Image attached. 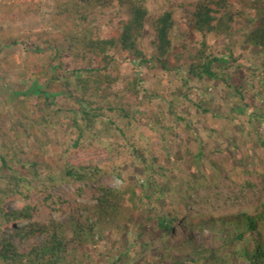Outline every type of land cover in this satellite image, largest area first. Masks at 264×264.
I'll use <instances>...</instances> for the list:
<instances>
[{"label":"trees","instance_id":"1","mask_svg":"<svg viewBox=\"0 0 264 264\" xmlns=\"http://www.w3.org/2000/svg\"><path fill=\"white\" fill-rule=\"evenodd\" d=\"M54 1L53 22L62 31L58 43L65 42L68 48L26 49L25 66L44 60L53 73L46 82L49 92L35 93L36 103L28 102V95L16 103L22 130L17 137L32 138L38 131L71 126L76 139L68 154L98 152L108 155L110 161L102 165L66 162L62 174L50 173L43 178L37 164L23 163L16 146L4 145L0 151V264H95L97 256L87 248L108 241L110 264H166L169 260L172 264H264V201L239 212L229 209L227 213L188 216L194 204L227 203L223 206L227 209L230 200L235 199L222 197L230 184L243 190L255 187L247 177L263 174L257 166H264V135L260 131L264 129V109L254 113L246 103L243 105L249 124L256 127L242 128L239 138L231 141L236 162L230 167L229 157L223 163L208 157L215 153L217 139L224 137L220 127L226 119L224 114H213L212 122L206 121L208 128L201 131L204 121L200 117L192 120L173 113L174 100L169 101L167 110L158 105L155 116L147 118L117 89L121 56H125V61L140 72L147 65L149 69H160L166 78H178L182 85L172 95L180 93L202 114H209L211 109L203 105V97L195 102L186 76L223 84L242 103L246 102L245 96L255 88L250 83L253 78L264 86L260 76L264 68L247 67V76L239 64L233 74L231 69L238 60L232 47L216 52L210 43L233 41L240 35L249 47L264 53V0ZM112 7L127 8L129 15L120 25L117 39H104L100 28L92 25L90 14ZM178 16L191 31L176 27ZM183 34L188 35L187 40L180 38ZM149 37H153L150 53L146 47ZM12 42L18 45L20 40L14 38ZM3 49L1 45L0 51ZM67 56L75 68L66 67ZM162 80L157 82L161 85ZM54 86L62 91L61 104L53 98L59 94L52 91ZM124 87L127 95H134L141 103L151 105L157 97L164 100L161 93H149L139 75L124 79ZM238 110L231 109L240 113ZM167 113L174 123L163 127ZM172 134L186 135L175 157L166 147V139ZM128 165L135 171L129 172ZM209 167L213 177L206 175ZM129 175L136 177L131 180ZM106 176L120 179L121 185L96 188L88 204L74 206L71 199L53 193L60 185H82L77 187L81 197L86 188ZM35 196L38 198L32 202ZM12 201L25 205L10 211L8 204ZM43 213L50 216L45 224L36 220ZM139 213L147 216V224L136 218ZM18 222L24 226L19 228ZM146 226L151 227L160 243L156 250L159 254L150 263L142 253L131 254L141 246ZM197 232L200 238L194 235ZM206 232L213 235L214 247L208 245ZM42 237V241L37 239ZM151 246L148 242L141 249L147 251ZM96 251L100 258V250Z\"/></svg>","mask_w":264,"mask_h":264},{"label":"rangeland","instance_id":"2","mask_svg":"<svg viewBox=\"0 0 264 264\" xmlns=\"http://www.w3.org/2000/svg\"><path fill=\"white\" fill-rule=\"evenodd\" d=\"M235 8H239V4L234 2ZM160 10V9H159ZM56 14V2L54 0H0V46L3 45L4 49L0 51V151H3V146H16L20 152V158L23 163L30 164L35 163L38 165L37 170L43 178H47L51 174H62L64 169V164L72 163L76 165H102L110 161L108 155L98 152H79L74 155L68 154V148L72 142L76 139V133L71 126L65 129L58 130H44L42 132H36L32 138L17 137V134L22 130L18 124V118L16 116L15 105L23 98L24 95H28L27 101L30 103H36L37 92L47 91L46 82L50 75L53 73L51 68L45 67V61L40 60L39 62L29 63L27 66L24 65L28 51H35L36 46L45 50L47 48H59L62 50H67L68 44L65 42L58 43L61 40L60 34L62 31L54 24V15ZM128 9L117 7H112L109 10L100 11L96 10L94 13L90 14V21L93 26H97L100 31V35L104 39L119 37V27L128 18ZM186 26V23L180 16L177 17V26ZM189 29V28H188ZM178 29L174 30L173 34L177 33ZM188 31H191L190 29ZM18 38L20 43L18 45H13L12 40ZM182 40H187L188 35L183 34L180 37ZM153 37H149L146 40V47L149 53L151 52V40ZM26 46H24L22 43ZM213 50L216 52H221L225 50V46L232 47L237 64H234L231 71L232 73L236 70L239 64L242 65V72L247 71V67L253 66L255 68H264V53L254 47H249L243 36H236L233 41L228 39L212 40L210 43ZM122 65L120 69V78L117 84V89L121 94H125L127 100L136 104L140 113L147 118L155 116L158 110L156 107L161 105L163 109H168L169 101L174 100L176 106L172 109L173 113L183 114L184 117H188L194 120L196 117H200L204 123L200 126L201 131L208 128L206 123L207 120L212 122L213 114H224L226 119L223 120L222 133L223 138L221 141L214 146L215 153L208 155L209 159L218 160L222 162L230 159V167L233 162H236V156L233 153L231 147V141L239 138L240 131L243 129H253L255 124H249V118L247 114L244 113V104L246 103L248 109L252 110L254 113L261 109H264V86L260 85L258 79H254L250 82L255 86L246 97V102H243L235 97L230 89L225 87L223 84L218 83H208L199 82L191 77H187L192 90L191 96L195 102H200V98L203 97V105L206 108L211 109L209 114H202L200 110L191 104H188L185 99L177 93L176 96L172 95L173 91H178L180 88L181 81L176 77L166 78L163 76L160 69H149L147 65L141 67V72L132 65L125 61V56H121ZM66 67L73 69L75 68V63H73L72 58L67 56ZM234 74V73H233ZM139 75L145 80V86L149 93H161L163 99L154 98L151 105L147 102L141 103L138 101L134 95H127L124 87V79L130 76ZM260 76L264 79V73L261 72ZM162 78L161 85L157 82L158 79ZM59 93L54 95L53 98L61 104L64 102L63 94L60 92L61 89L58 86H54L52 91ZM34 93V95H30ZM29 99V100H28ZM184 102V103H183ZM241 107V108H240ZM239 109L240 113L232 112L231 109ZM165 115L162 120L163 127H169L172 125L169 113ZM174 123V121H173ZM213 128H217L212 125ZM199 129V130H200ZM261 133L264 135V129L260 128ZM186 137V135L178 136L172 134L167 137L166 147L169 148L168 151L171 152V156H178L180 151V143ZM223 141V143H222ZM222 143V144H221ZM223 145V146H222ZM220 149L223 152H219ZM167 151V152H168ZM261 154V153H257ZM186 166V164H184ZM260 166V165H259ZM257 170H261L263 174L256 176H248L247 179L251 181L253 188L239 189V186L230 184L229 187H225L223 194L224 198L235 197V199L230 200L227 209L223 206L227 203L215 202L214 204H204V205H191L188 209V216L194 217L196 215L204 216L212 211L216 213H227L234 209V212H239L242 210L249 209L251 205L258 204L264 201V191L262 187L264 186V166H260ZM228 168V170L230 169ZM126 169L129 172H134L135 168L128 165ZM29 171L32 169L29 168ZM186 172H189L187 166L184 168ZM206 175L208 177L214 176V171L211 167L207 168ZM226 175V172L223 176ZM1 176V173H0ZM136 176L129 175V178L133 180ZM4 185V182L2 183ZM121 185L120 179L114 176H106L99 179L97 182L93 183L91 186L85 189L83 196L78 197L77 187L82 185H60L56 187L53 191L54 194L64 197L65 199H71L74 206L79 204L91 203L94 199V191L96 188L101 186L106 187H119ZM33 186H38V183H34ZM208 191V190H206ZM209 193H214V190H209ZM237 192L238 195H234ZM92 193V194H91ZM38 197L32 202H36ZM25 205L22 201H12L8 204V209L10 211H16L21 209ZM65 216L67 213L64 214ZM49 214H41L36 217V220L46 222L49 219ZM67 217V216H66ZM136 218L142 220L146 223L147 216L144 213H139ZM194 219L193 221H196ZM147 224V223H146ZM19 228L24 226V223L18 222L16 224ZM179 234L178 230L175 232V236ZM197 238H200V233L194 234ZM42 241V238H37ZM213 235L206 232V241L210 247L213 245ZM111 241V239H110ZM141 246L145 243L151 242L152 246L149 250H142L141 246L138 245L131 254H143L145 260L150 263L153 261V257L159 254L156 250L160 248V243L157 241L156 234L153 233L151 227H145V234L141 240ZM177 242V239L175 240ZM109 248L111 244L108 242L101 243L96 247L90 246L87 248L88 252L97 256L94 258L95 264H110L109 261ZM96 250H100L102 256L98 258ZM111 256V254H110ZM179 258V255L177 256ZM166 264H172V260L166 262Z\"/></svg>","mask_w":264,"mask_h":264}]
</instances>
